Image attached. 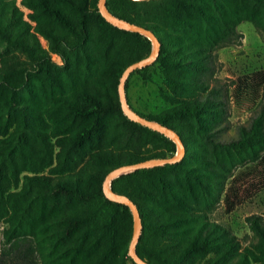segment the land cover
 Masks as SVG:
<instances>
[{"label":"trees","instance_id":"obj_1","mask_svg":"<svg viewBox=\"0 0 264 264\" xmlns=\"http://www.w3.org/2000/svg\"><path fill=\"white\" fill-rule=\"evenodd\" d=\"M97 1L24 0L35 12L31 28L14 3L0 0V38L24 56L0 62V127L4 113L19 112L14 130L0 141V221L7 222L1 256L7 263L134 264L127 255L131 213L104 196L103 180L119 166L175 153L170 140L120 109L121 73L150 54L151 42L106 23ZM106 7L159 40L157 59L129 78L140 74L146 81L159 70L176 103L155 116L130 109L200 151L196 164L180 161L111 182V190L139 211L137 255L149 264H195L208 256L207 264H264L263 216L245 218L252 236L241 248L238 238L175 194L194 199L200 181L219 198L227 173L264 159V72L210 86L214 53L241 38L235 29L240 22L264 35V0H106ZM230 99L253 116L224 141ZM195 165L201 171L191 175L203 180L176 177L199 169ZM25 172L34 175H24L19 186Z\"/></svg>","mask_w":264,"mask_h":264},{"label":"rangeland","instance_id":"obj_2","mask_svg":"<svg viewBox=\"0 0 264 264\" xmlns=\"http://www.w3.org/2000/svg\"><path fill=\"white\" fill-rule=\"evenodd\" d=\"M5 1L7 4L14 3L19 12L22 13V19L29 22L31 28L35 26V23L31 21L30 17L34 15L35 12L24 3V0ZM133 1L140 2L148 0ZM235 29L241 38H237L236 43L220 48L214 53L216 56V67L213 75L214 81H210L211 87L214 85L217 87H224L226 84H229L231 80L264 72V35L256 31L248 21L240 22ZM40 42L42 46L47 49V41L40 37ZM13 54L20 55L21 60H24V56L20 54L16 48L7 46L3 39L0 38V62L6 56ZM52 59L57 61L58 64H61L56 56H52ZM79 72H82V70ZM97 74L98 70H95V73H91V76L95 77ZM81 75V73L77 74L78 79ZM126 94L129 107L147 116H155L176 106L175 101L172 99V92L166 87L159 70H154L151 74V78L146 81L142 79L140 74H134L128 80ZM227 109V130L220 136L221 140L224 141L235 138L237 135V128L239 126H247L250 118L253 116L252 113H240L235 108L231 99L228 101ZM14 116H19V112L13 111L11 114L4 113L2 115L3 126L0 127V141L5 140L14 130ZM183 146L185 148V155L181 160L183 164L188 166L196 164L200 156L198 148L191 147L187 143H183ZM55 150L57 151V148ZM175 153L168 155L174 156ZM195 166H198L199 169L190 167L188 173L181 172L180 170L176 177L188 176L192 179H197V181L198 179L203 180L201 176L196 177L191 175L192 172L196 170L201 171V165ZM46 173L47 171L43 174L45 175ZM24 175L33 176L34 174L23 173L19 186L22 184V177ZM226 175L227 177L223 181V191L219 198L216 197V194L211 196L206 186L200 181H198L196 192L194 191V199L187 198L183 192H177L175 194L189 204L186 206L192 207L194 203L195 206L199 208L200 213L206 215V219L209 222L218 224L227 229L233 236L240 240L241 248H244L249 244L252 236L244 221L245 218L252 214H259L264 218V159L259 163L247 164L235 168L230 174L227 173ZM193 200H195L196 203L193 202ZM168 205L178 210L177 206L173 205V203L169 202ZM179 206H183V204H179ZM6 226V220H1L0 264H11L4 261L1 256L2 230ZM170 236L174 238V236L179 235L174 233ZM208 258L209 256L205 258L197 257L195 264H207Z\"/></svg>","mask_w":264,"mask_h":264},{"label":"water","instance_id":"obj_3","mask_svg":"<svg viewBox=\"0 0 264 264\" xmlns=\"http://www.w3.org/2000/svg\"><path fill=\"white\" fill-rule=\"evenodd\" d=\"M97 9L100 16L109 25L118 29H122L124 31L142 35L152 43V50L148 56L128 65L121 73L117 87L120 109L123 115L127 117L130 121L162 135L163 137L170 140L176 147V153L172 157L149 159L142 162L127 164L114 168L105 176L102 183V191L104 196L112 202L127 207L131 213L133 226L131 239L129 241L127 249L128 257L132 260L134 264H149L145 260L141 259L135 251L142 230L141 218L137 206L129 197L113 192L111 190L110 184L114 179L124 174L132 173L138 170L152 169L155 167H162L165 165H174L176 163H179L185 155V148L177 132L157 122L143 118L142 116L134 112L132 109H130L126 98L125 84L129 75L135 70H140L153 64L160 52L159 40L150 30L112 15L106 7V0H98Z\"/></svg>","mask_w":264,"mask_h":264}]
</instances>
